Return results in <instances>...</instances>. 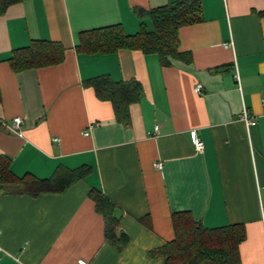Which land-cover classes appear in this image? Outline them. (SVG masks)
Instances as JSON below:
<instances>
[{"label": "crops", "instance_id": "obj_1", "mask_svg": "<svg viewBox=\"0 0 264 264\" xmlns=\"http://www.w3.org/2000/svg\"><path fill=\"white\" fill-rule=\"evenodd\" d=\"M171 1L19 0L0 13V118H23L21 134L0 125V158L17 177L91 169L62 192L0 189V264H166L151 251L175 238L177 211L206 227L243 224L242 264H264V0H201L202 20L179 28L189 59L77 47L94 28L135 33L136 7ZM33 39L62 42L63 60L15 70L14 49ZM101 74L141 82L129 124L87 82ZM92 189L115 204L124 250L107 242Z\"/></svg>", "mask_w": 264, "mask_h": 264}, {"label": "trees", "instance_id": "obj_2", "mask_svg": "<svg viewBox=\"0 0 264 264\" xmlns=\"http://www.w3.org/2000/svg\"><path fill=\"white\" fill-rule=\"evenodd\" d=\"M19 0H0V13ZM141 21L135 33H127L121 23L83 31L78 49L88 53L113 52L120 48L141 49L156 53L163 63L173 58H190L191 54L179 48V28L201 21V0H174L167 4L145 9L135 8ZM65 47L53 39H33L29 44L14 49L10 57L15 70L58 63L64 58ZM102 100L112 102L119 121L129 124L130 106L143 95V86L135 78L115 80L109 74H101L87 80ZM11 163L0 158V189L14 194L39 195L43 192L65 191L73 182L85 178L90 167L73 170L59 167L49 178H37L30 174L17 177L11 171ZM91 197L105 220V238L117 251L129 244L127 234H119L120 218L115 204L100 190L92 189ZM175 238L151 251L154 256H165L166 264H242L240 244L246 238L243 224L206 227L196 220L190 211L172 213Z\"/></svg>", "mask_w": 264, "mask_h": 264}, {"label": "built area", "instance_id": "obj_3", "mask_svg": "<svg viewBox=\"0 0 264 264\" xmlns=\"http://www.w3.org/2000/svg\"><path fill=\"white\" fill-rule=\"evenodd\" d=\"M225 45L229 46L232 44L231 41H226L224 43ZM238 76V75H237ZM195 89L197 91H201L203 89V85L202 83H197L195 86ZM243 118L245 119V121L247 122V124H254L255 121H253L249 116L248 113L245 111L243 114ZM0 125L4 126L7 130L14 132L16 134H21V129H22V125H23V118L20 116H16L13 119H11L9 122L0 118ZM156 129H158V127H156ZM193 142L195 145V148L198 152H203L205 149V144L203 142V140H201L196 132H193ZM157 168H161L162 167V163H157L156 164ZM81 264H86V262L84 260L80 261Z\"/></svg>", "mask_w": 264, "mask_h": 264}]
</instances>
